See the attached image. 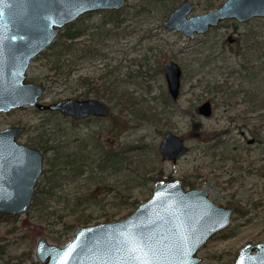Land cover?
Wrapping results in <instances>:
<instances>
[{
    "label": "rangeland",
    "instance_id": "374dc122",
    "mask_svg": "<svg viewBox=\"0 0 264 264\" xmlns=\"http://www.w3.org/2000/svg\"><path fill=\"white\" fill-rule=\"evenodd\" d=\"M181 1L126 0L117 10L87 12L73 23L76 30L84 31L69 51H63L60 68L52 64L58 49L47 47L30 61L26 80L43 85V102L98 98L111 114L74 121L56 110L30 105L0 112V129L23 126L17 140L44 156L52 152L44 154L43 143L58 146L65 154L80 149L82 156L90 154L70 175L55 177L44 158L36 186L44 191L55 186L53 196H44L37 209L0 212V264H40L34 255L39 237L63 245L77 227L127 216L151 195L155 182L172 179H180L185 188H189L185 180L194 181L196 187L208 190L216 204L233 205L229 226L200 247L197 264H234L243 244L264 240V183L256 174L264 165V144L256 139L247 142L249 129L264 137V108L254 107L250 100L257 93L260 75L264 76L259 73L264 17L244 22L228 18L189 37L162 25ZM189 1L192 15L214 9L223 0L210 6L211 0ZM169 60L182 69L176 100L166 87L163 63ZM244 67L258 72L256 82L249 80L252 74ZM222 82L224 87L219 86ZM206 99L213 105L209 117L196 111ZM239 127H244V136ZM169 130L189 146L188 153L175 161L162 159L158 151ZM221 131L226 133L220 137L228 141L215 147V139L210 138ZM107 137L114 141H106ZM102 150L123 151L126 158L119 171L97 170ZM231 156L242 160L226 159ZM79 167L83 174H76ZM85 217L89 222H76ZM74 223L77 226L71 228Z\"/></svg>",
    "mask_w": 264,
    "mask_h": 264
},
{
    "label": "water",
    "instance_id": "95a60500",
    "mask_svg": "<svg viewBox=\"0 0 264 264\" xmlns=\"http://www.w3.org/2000/svg\"><path fill=\"white\" fill-rule=\"evenodd\" d=\"M126 0H0V112L30 105L56 110L72 119L108 117L109 106L98 98L65 97L41 100L44 87L26 80L30 61L46 49L59 30L81 15L95 10L120 9ZM191 2L183 0L162 21L193 37L225 19L239 22L264 17V0H223L216 8L189 15ZM167 91L177 99L181 68L174 60L163 63ZM196 111L209 117L211 100ZM23 126L0 129V212H25L32 201L43 168V154L17 140ZM106 141L113 142V137ZM189 146L173 131H166L158 151L164 160H177ZM233 205L213 202L203 187L185 188L180 179L157 181L151 195L127 216L90 223L74 229L63 245L36 241L34 255L40 264H197L200 247L227 228ZM234 264H264V240L243 244Z\"/></svg>",
    "mask_w": 264,
    "mask_h": 264
},
{
    "label": "trees",
    "instance_id": "16d2710c",
    "mask_svg": "<svg viewBox=\"0 0 264 264\" xmlns=\"http://www.w3.org/2000/svg\"><path fill=\"white\" fill-rule=\"evenodd\" d=\"M214 0H211L209 4L213 5ZM73 23H69L67 25H65L64 27V31H59L58 35L56 36V38L53 40V42L48 46L49 49H58V53L57 56L55 57V59L53 60L52 64L58 69L61 66V62H62V57L65 53H63V51H69L72 48V45H74L76 39L81 36L83 34V30H76V28H74ZM263 57H264V53H263ZM246 69V71H248V68L244 67ZM251 72L252 75H250L249 73ZM248 71V78L249 80H254L256 82V78H257V73L255 72V70L251 71V69L249 68ZM262 72H264V60H263V65H261V68L259 69V73L261 74ZM60 74V73H59ZM237 77H240V75H238ZM223 83V82H222ZM220 84L219 86H223L224 87V83ZM243 85V84H242ZM256 94L254 95L251 94V90H243V93H247L251 94V103L254 105V107L258 108V109H262L264 108V76L258 79V82H256ZM258 90V91H257ZM217 92L222 91V89L220 88V90L216 89ZM105 92V91H104ZM106 95V93H104ZM122 100V97H119ZM128 101V99H127ZM126 101V102H127ZM262 118L264 119V113H262ZM246 123H245V127H246ZM241 133L244 136V127H239ZM250 130V135L251 137L248 138L247 142L248 143H253V141L256 139V141L262 142L264 144V137L260 136L258 132L255 131V129H249ZM226 133V131H221V132H216L215 134L217 136H212L210 139H215V145L213 144V146H218V144L224 143L228 141V137H223L221 138L220 136ZM212 134V133H211ZM209 139V140H210ZM246 142V141H245ZM246 142V143H247ZM44 151V154H46L48 152V150H51L52 152V156H49L48 154L44 156L45 160L47 161V163L50 165V170L53 169V173L51 176L55 177L63 174H67L70 175L71 171H75L73 170L79 163L80 160H88L90 159V154L89 153H85V156H82L81 154V149L80 150H76L72 153H64L62 152L58 146H53V145H47L46 143L42 144ZM212 146V147H213ZM84 153V152H83ZM92 158V157H91ZM125 155L123 154V151H114V150H110V151H103L100 153V156L97 159L96 162V167L97 170L100 171V173H103L104 170L107 169H111L112 171L116 172L119 171L121 169V166L123 164V162L125 161ZM225 158V157H224ZM222 157H219V160L224 159ZM226 159H234L235 161H241V158H235L233 156L231 157H227ZM84 160V161H85ZM84 161L81 162V165H84ZM259 177L263 178V183H264V165L259 169H257ZM86 171V170H85ZM64 172V173H63ZM84 169H82L81 167H79L76 170V174L82 173L83 174ZM93 171L88 170L87 173L88 175H91L90 173H92ZM72 174L75 175V172H73ZM173 178L172 175H169V179ZM51 181L48 180V183H50ZM47 184V183H46ZM185 185L189 186V188H193L196 187V183L194 181L191 180H185L184 183ZM54 188L55 186L53 185H49L47 190L44 191V189L40 186H36L35 190H34V195L31 201V204L29 206V208L27 209V211H29V209H37L40 207L42 200L44 198V196H53L54 193ZM43 196V197H42ZM129 195H124L123 197H128ZM136 201V200H134ZM2 214V213H0ZM77 223H87L89 222V218L85 217V218H79L78 220H76ZM75 223L71 225V228H74ZM1 252V249H0Z\"/></svg>",
    "mask_w": 264,
    "mask_h": 264
},
{
    "label": "flooded vegetation",
    "instance_id": "af4514ba",
    "mask_svg": "<svg viewBox=\"0 0 264 264\" xmlns=\"http://www.w3.org/2000/svg\"><path fill=\"white\" fill-rule=\"evenodd\" d=\"M108 10H117V9H108ZM82 16V15H81ZM79 18V17H78ZM75 21V20H74ZM72 23V22H71ZM64 27V26H63ZM60 31V30H59ZM58 35V34H57ZM40 54V53H39ZM38 54V55H39ZM181 68V67H180ZM181 77H182V69H181ZM181 81H182V78H181ZM174 100H176V99H174ZM109 110H110V108H109ZM110 114H111V110H110ZM110 116V115H109ZM92 117H97V118H105V117H101V116H90V117H86V118H82V119H88V118H92ZM72 119V118H71ZM82 119H78V120H75V119H73L74 121H79V120H82ZM188 151H189V149H188ZM188 153V152H187ZM160 154V153H159ZM161 156V155H160ZM180 158V157H179ZM43 160H44V155H43ZM173 161V160H172ZM43 169V168H42ZM42 173V172H41ZM41 176V175H40ZM39 176V177H40ZM38 177V178H39ZM37 181H38V179H37ZM36 184H37V182H36ZM35 187H36V185H35ZM35 190V189H34Z\"/></svg>",
    "mask_w": 264,
    "mask_h": 264
}]
</instances>
